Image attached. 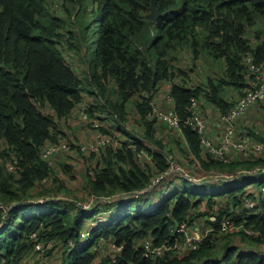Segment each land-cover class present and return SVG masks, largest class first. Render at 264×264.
I'll use <instances>...</instances> for the list:
<instances>
[{"label": "trees", "instance_id": "trees-1", "mask_svg": "<svg viewBox=\"0 0 264 264\" xmlns=\"http://www.w3.org/2000/svg\"><path fill=\"white\" fill-rule=\"evenodd\" d=\"M156 1L161 13L157 19L148 15L152 0H0V264H25L37 252L32 233L38 241L55 243L48 251L55 264H264L263 251L245 250L264 244V155L223 161L185 123L190 157L216 174L204 179L181 174L176 187L172 176L179 171L167 173L172 166L167 155L148 149L149 143L164 146L155 137L158 122L145 117L149 95L167 79L173 81L172 94L183 118L190 115L191 99L203 95L228 111L234 102L222 90L247 85L246 51L253 52L255 61H264V0ZM251 35L257 43H251ZM188 52L193 62L208 56L224 60L220 80L211 79L203 87L188 85V73L176 66ZM179 76L183 78L176 81ZM136 94L141 97V133L124 126L126 103ZM82 101H87L91 117L106 110L129 134L121 147L108 146L91 156L96 167L94 174L87 172L90 197L84 203L93 201L92 211L80 200L53 194L65 186L41 156L44 144L58 140V119L67 118ZM144 149L151 158L139 156ZM204 149L206 157L201 155ZM244 165L259 169L234 175ZM61 167L72 169L63 162ZM165 172L162 182L153 184ZM47 177L59 186L49 189ZM223 181L237 183L225 191L193 185ZM164 182L172 193L149 208ZM246 197L254 200L252 209L246 207ZM133 201L145 204L136 213L113 214L114 207ZM27 204L48 209L28 214ZM103 207L110 208L107 220L90 224L89 218ZM233 214L242 228L223 231V220ZM192 218L214 231L189 251L179 252L175 246L184 242L185 232L176 228ZM147 238L170 248L151 258L140 243ZM105 240L114 246V255L102 258Z\"/></svg>", "mask_w": 264, "mask_h": 264}, {"label": "built area", "instance_id": "built-area-1", "mask_svg": "<svg viewBox=\"0 0 264 264\" xmlns=\"http://www.w3.org/2000/svg\"><path fill=\"white\" fill-rule=\"evenodd\" d=\"M257 42H258L257 38L254 37L251 39V43H257ZM243 61L248 67V72H249L248 74H250V80L247 81V86L242 88V90L244 91V96L241 99L234 101V104L228 111L225 112L221 110L222 112L220 115L224 122V127H225V132L223 134V139L221 143L216 144L206 134L207 120L201 113L199 99L195 97L191 99V103L188 106L190 115L187 118H183L177 111L176 100L173 94H170L166 98L168 104V107L166 108L162 107V105L159 102V99H157L155 94L151 95V97L149 95L148 97L149 109L145 114L146 119L147 120L156 119L157 122L163 121L167 123L173 130L181 131L184 137H185V133L183 130V125L185 123L192 124L201 135V142L206 147L208 152L212 153L213 155L222 159L223 161H226L228 163L231 162L230 157L227 155V151L230 149L232 141L234 140V136L236 132V120L241 116H243L252 106L264 100V61L261 62L255 61V56L252 51H246V53L243 56ZM87 101H82L78 103L74 112L75 115L78 116L79 118L87 120L88 123H91L92 126L95 128L97 135H96V139L93 142L88 144H82V150L84 151L87 150L90 153H96L97 155H99L100 153L105 151L108 146L114 147L115 149L121 147L123 141L116 138L115 136L113 138L112 135L104 132L101 128V124L99 120L94 119L90 116V113L88 112ZM238 147L241 151L247 154L248 148L244 138H242V141L239 142ZM263 148H264V143L261 142L260 145L257 146V151L262 152ZM70 149H71V142L67 140L65 137H58L57 141H48L46 144L42 146L41 156L53 167L55 173L58 174V170L60 169V166L57 167V163L54 155L62 152L63 150H70ZM141 153H144L145 156H148V152L144 150ZM166 155L172 165L170 170L167 171V173L168 172L173 173L179 171L184 175L189 176L192 179H197L193 175L182 170L173 153H167ZM12 158L14 159V162L9 163V169L11 170L15 168V162H16L15 155H13ZM95 167H96V162L93 159H91L88 162L89 174L91 175L94 174ZM258 169L259 168L255 167L253 169L248 168V169L237 170L234 173V175H238L239 172L241 171L254 172ZM167 173L165 172L159 175L158 177H156L153 184L159 183ZM212 173L214 174H212L211 176H215L216 174L215 171ZM49 179L50 177H47L44 180L46 181ZM263 190H264V186H263ZM41 200H45V199H41ZM91 202L92 204L89 205L90 207L93 205V201ZM245 203H246V207L251 209L255 205L254 200H252L249 197H246ZM89 210L92 211V208H90ZM236 216L237 214H233L223 220L222 222L223 231L242 228V225H238L235 223L234 217ZM193 225L194 227L199 226L198 220L196 218H192L191 222L185 221L176 228V232H185L184 242L176 243L177 245L175 246L176 248H178L179 252L189 251L191 248L195 247L196 244L201 242L206 235H208L211 231H214V227L211 228L205 227V229L202 231L193 232L191 231ZM87 234H90V232H87ZM31 237L35 241V250L39 252V254H44L48 249H52L55 246V243L53 241H49L47 243L38 241L36 233H32ZM180 243H182V245L178 246V244ZM142 246L144 248L145 254L151 258H159L163 256L166 249L170 248V246L156 245L154 241L150 238H147V241L146 239H144ZM118 248L120 249L121 246H118ZM55 263L56 262L51 258L48 257L42 258V264H55Z\"/></svg>", "mask_w": 264, "mask_h": 264}, {"label": "rangeland", "instance_id": "rangeland-1", "mask_svg": "<svg viewBox=\"0 0 264 264\" xmlns=\"http://www.w3.org/2000/svg\"><path fill=\"white\" fill-rule=\"evenodd\" d=\"M249 33L253 34V31L251 30ZM250 38L251 39L254 38V35H251ZM181 66L185 67V68L188 67V69H184V70L188 73L187 79H189L190 82H192L193 84L198 83V84L204 85V83H207L208 80H210L209 77L211 79H213L215 82H218L220 80V78L222 77V74H223L222 71H223V67H224V60L216 59L212 56H208V57H204L202 59H199L196 62H193L191 54H190L189 58L186 57V62H183V61L181 62ZM247 78H248L247 81L250 80V74L247 75ZM244 87H241L239 89V92L236 94L233 92L232 89H230V86H227V85L222 91L225 95L230 96L231 98L233 97L234 98L233 102H234V101L241 99L244 96V91L242 90V88H244ZM170 94H172V90H170V89L168 90V85L163 83L162 81H160L158 83V89L155 92V96L157 97V99H162V97H164V99L166 100V98ZM88 99H89V101L92 100L91 95H89ZM88 99H86V100H88ZM138 101H141V97H140V95L136 94V95L132 96L126 103L127 109H128V110L126 109V111H127L128 115H127V120H126V123L124 126H125V129H127L128 131L133 132V133H135V132L141 133L144 131V129H143L144 125L142 123L143 120H141V117H140L141 115H140V112L137 108ZM204 102H207V101H203V103ZM263 102H264V100H263ZM260 103H262V101L259 102L258 104H260ZM256 106H257V104H256ZM162 107L166 108L164 106H162ZM100 116H101L102 120H100ZM92 118L98 119L100 124H101V128L105 127L107 130H109V134L112 135L113 138L115 136L116 138H118L122 141L127 139V137H128L127 135H129V134H126V132L121 128V125L119 124V122L116 119H114L110 115L108 116L106 110H103L102 112H100V114L95 113V115ZM81 120L88 123L87 120H84L82 118H81ZM88 124L90 125L89 128H90L91 134H90V138L87 137V139L95 140L96 135H97L96 130H94L95 128L92 126L91 123H88ZM85 134H87L86 129H84V131H79V133L76 135L75 142H71V149L67 152H72L74 148L76 150V147H78V146H76L75 143H77V145H80V144H78V143H80V137L82 135H85ZM58 137H65L66 139H70L68 134H67V131L62 130L61 128H60V134ZM232 145H234L235 148L240 150L238 147L239 143L235 144L234 140H233L231 147H232ZM231 147H230V149H231ZM148 149L151 151H154L151 147H148ZM75 150L73 151V153L75 152ZM144 151L147 152L148 150L144 149ZM77 156H78V159H77L78 163L82 162V164H83V160L81 159V154H79L77 152ZM139 156L143 159H146V160L148 158H150V157H146L144 155V153H141V152L139 153ZM54 157L56 160V158H57L56 154L54 155ZM83 158H84V162H85L86 157L84 155H83ZM190 158H192V161H190L192 164L189 163V168L194 170V172L189 170L192 175H195V177L201 179V178H203L204 175L210 176V175L214 174V173L209 174L206 171L202 170L203 166L201 165V167H199L200 165L196 162V160L193 158V156H191ZM60 162L69 164L72 167V169L70 171H61V163ZM56 163H57V167L60 165V169L58 170V173H60L61 178L59 177L58 174H56V176L59 177L58 183L59 184L61 183L62 185L64 184L65 188L56 189L53 192V194L58 195L61 198H75L77 200H80V202H83L84 207H86L88 209L92 208V206L91 207L89 206L90 204H92L91 200L84 203V201H86L90 197V195L87 193L86 180L85 181L83 180L84 176L71 174V172H74L73 171L74 163H72V161L68 162L65 160H62L59 162L56 160ZM195 163H196V165H194ZM178 164H179V166L184 167L179 162H178ZM181 174H183V173L176 172L175 175H173L172 177L176 179L177 176H180ZM187 177H189V176H187ZM52 182H53L52 178L45 181V184L47 187H49V189H50V187H54V186L58 187L59 186L58 183L56 185H53ZM236 183L237 182L223 181L221 183L220 182H208V183L203 184L202 186H197L196 184H193V185L198 190L225 191L226 189H229L230 187L234 186ZM62 185H60V186H62ZM161 188L162 189H158L153 193V195H152L153 203L151 200H149V202H148L149 208H153V205H156V203H158V202H162V200L165 197H167L168 195H170L172 193V190H173V189H169L165 182L163 183V186ZM38 190H39V188H36V191H38ZM46 195H48V193L43 194L42 197H44ZM39 197H41V196H39ZM35 202H36V200H35ZM141 204H145V202L144 201H141V202L140 201L139 202L133 201L132 204H128V203L127 204H121V205L113 208V210H114L113 214L114 215L120 214L124 210H130V211H132V213H136ZM109 207H111V205ZM109 207H103L101 210L96 211L94 216H92L93 218L90 219L91 218L90 217L88 222L90 224H93L96 226L99 224H102L108 218L109 211H110ZM42 208L48 209L47 205L40 206L37 204H27L24 206V211H26V213H28V214H30V213L34 214V213H37L38 211H41ZM21 214H23V212H21ZM87 218H88V216H87ZM198 224H204V223H201L200 220H198ZM192 227H194V225ZM143 241H144V239L140 243L142 244ZM146 241H147V239H146ZM104 243H107V241L105 240ZM49 250L50 249H48L44 254H38L37 252L32 253L29 257H27L23 261V263L42 264V258L43 257L51 258L56 262L55 256L53 254H48ZM100 250H103L102 258H106V257L110 256L109 254L114 255V246L112 244L107 243Z\"/></svg>", "mask_w": 264, "mask_h": 264}, {"label": "crops", "instance_id": "crops-1", "mask_svg": "<svg viewBox=\"0 0 264 264\" xmlns=\"http://www.w3.org/2000/svg\"><path fill=\"white\" fill-rule=\"evenodd\" d=\"M254 37L256 38V36L254 35ZM187 55H185V57L182 56L181 60L179 62H177L176 66L181 68V69H188L185 67L181 66V62H186V57H190L189 53H186ZM181 79L183 77H177L175 80L177 81V79ZM209 79L211 80V78L209 77ZM188 80V85H197V86H205L208 84L209 80L207 83L203 84H198L195 83L193 84L192 82H190L189 79ZM163 83L168 85V90H172V80H165L162 81ZM230 89L233 90V92L236 94L239 92L240 88H234L230 86ZM225 98L229 99V101H233L234 98L227 96L223 93ZM204 98V99H203ZM203 101H207L204 102ZM159 102L162 106L164 107H168L167 104V100L164 99V97H162V99H159ZM199 102H200V109H201V113L203 114V116L205 117V119L207 120V129H206V134L212 139L213 142H215L216 144L221 143L222 139H223V134L225 132V127H224V122L221 118V108L214 103L212 100H210L207 95H203L199 98ZM205 106V107H204ZM89 124L82 121L81 118H79L78 116L75 115V112H72L67 118H62V119H58V130L61 128L62 130H66L67 134L69 136L70 142H75L76 139V135L79 133V131H84V129L87 130V134L82 135L80 137V145H77V143H75L76 146V150L75 148L73 149V151L75 150V152H67L69 150H63L60 153H57L56 156V160L62 161H72V163H74V169L71 174L72 175H79V176H84L83 180L85 181L87 176V172H88V162L91 159L92 154H96V153H90L87 150H82V144H88L93 142L94 140H90L87 139V137L90 138V125ZM156 139L158 141H161L162 146H164L163 148L160 147V145L158 144H153L151 145L150 143L148 144V141L146 139H144V142L146 144H148L149 147H151L154 151H162L165 154H167V152H171L174 153V155L177 158V161L183 165L184 167H181L183 171L188 172L189 174H191L190 171H193L192 169L189 168V163L192 164L190 162V155H189V151H190V146L188 144V141L186 140V138L183 136L181 131L178 130H173L167 123L160 121L158 123H156ZM144 129V128H143ZM95 130V129H94ZM242 138H244L245 143L247 144V154H245L243 151L238 150L237 148H235L234 145H232L231 149L228 150L227 155L230 157L231 162L234 161H248V160H255L256 158H258L259 156L264 155V148L262 150V152L257 151V146L260 145V143H264V102L262 101V103L257 104L252 106L250 108V110L243 116H241L240 118H238L236 120V132H235V136H234V143L237 144L239 142L242 141ZM184 139V140H183ZM186 150V151H185ZM234 151V152H233ZM77 152L79 154H81V159L83 160V164L82 162L78 163V156H77ZM83 155L86 157V161L84 162V158ZM201 155L203 157H206L205 154V149L201 151ZM192 156V155H191ZM151 158V157H150ZM76 160V161H75ZM196 162L200 165L199 167H201V161L196 159ZM61 163V162H60ZM196 165V163L194 164ZM60 166V165H59ZM247 165H244L240 168H238L239 170L241 169H248L246 167ZM257 167V166H255ZM255 167H251L250 169H253ZM259 168V167H257ZM201 169V168H200ZM190 170V171H189ZM202 170L206 171L209 174H212V172H214V170L208 169V168H202ZM61 171H64L61 167ZM237 171V170H236ZM235 171V172H236ZM70 174V173H69ZM59 177L61 178L60 173H58ZM192 175V174H191ZM195 177V175H193ZM212 177L211 175H204L203 178H209ZM197 178V177H195ZM199 179V178H197ZM176 182V187L181 185V179L179 178V176H177V178H173L172 179V185L175 186L173 183ZM256 184V183H255ZM171 186V185H170ZM170 186L168 188H170ZM257 187H259L258 184H256ZM206 227L205 224H199V226L197 227H193L191 228V231L193 232H197V231H202L204 230ZM252 249L255 250H260L264 252V244H260V246H247L246 247V251L250 252Z\"/></svg>", "mask_w": 264, "mask_h": 264}, {"label": "water", "instance_id": "water-1", "mask_svg": "<svg viewBox=\"0 0 264 264\" xmlns=\"http://www.w3.org/2000/svg\"><path fill=\"white\" fill-rule=\"evenodd\" d=\"M160 9L157 6V1L156 0H152L151 2V11L148 14L149 17L153 18V19H157L160 16Z\"/></svg>", "mask_w": 264, "mask_h": 264}]
</instances>
